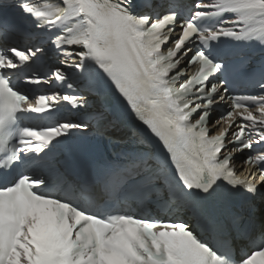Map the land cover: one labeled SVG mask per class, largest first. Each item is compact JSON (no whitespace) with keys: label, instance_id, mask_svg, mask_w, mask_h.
<instances>
[{"label":"snow or ice","instance_id":"snow-or-ice-1","mask_svg":"<svg viewBox=\"0 0 264 264\" xmlns=\"http://www.w3.org/2000/svg\"><path fill=\"white\" fill-rule=\"evenodd\" d=\"M16 13L46 35L0 49V264H264V0H0L5 39ZM222 37L254 45V92L233 94ZM53 80L65 94L27 103ZM121 103L162 151L129 129L136 149L73 160L75 134L120 131Z\"/></svg>","mask_w":264,"mask_h":264}]
</instances>
